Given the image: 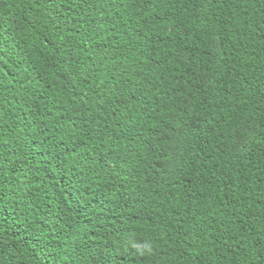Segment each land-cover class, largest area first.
I'll list each match as a JSON object with an SVG mask.
<instances>
[{"label":"trees","instance_id":"trees-1","mask_svg":"<svg viewBox=\"0 0 264 264\" xmlns=\"http://www.w3.org/2000/svg\"><path fill=\"white\" fill-rule=\"evenodd\" d=\"M0 264H264V0H0Z\"/></svg>","mask_w":264,"mask_h":264},{"label":"clouds","instance_id":"clouds-1","mask_svg":"<svg viewBox=\"0 0 264 264\" xmlns=\"http://www.w3.org/2000/svg\"><path fill=\"white\" fill-rule=\"evenodd\" d=\"M137 251L143 254L145 251H151V247L148 246L147 248H137Z\"/></svg>","mask_w":264,"mask_h":264}]
</instances>
